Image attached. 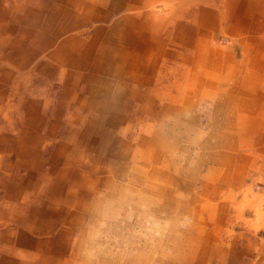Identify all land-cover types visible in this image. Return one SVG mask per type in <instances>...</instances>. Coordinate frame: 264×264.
Instances as JSON below:
<instances>
[{
  "label": "crops",
  "instance_id": "obj_1",
  "mask_svg": "<svg viewBox=\"0 0 264 264\" xmlns=\"http://www.w3.org/2000/svg\"><path fill=\"white\" fill-rule=\"evenodd\" d=\"M157 1L14 0L10 9L0 0V264H110L112 258L117 264H197L213 257L224 264L227 250L211 244L213 233L205 231L202 216L228 236L225 223L257 227V220L264 227L257 208L253 220L244 216L251 207L247 197L238 200L246 176L264 171V0H163L164 7L154 13ZM93 21L102 25L91 38H80L78 29ZM216 33L234 39L242 57L212 45ZM189 39L196 42L189 57L169 51L173 45L186 50ZM167 58L181 60L184 66L173 71L183 82L175 85L182 96H190L153 98L157 62ZM82 87L85 95L79 93ZM202 93L216 100L207 135L192 134L190 119L192 95ZM50 101L54 107L47 110ZM133 102L148 118L169 122V129L126 142L119 128L128 123ZM157 102L161 108L154 116ZM20 106L26 111L18 121L1 114ZM6 125L18 128L5 130ZM59 132L65 136L49 141ZM170 134L171 141H162ZM183 134L212 151L193 158L182 153L191 160L172 164L163 158L165 151L173 150L176 136ZM208 161L212 165L203 172ZM129 169L133 178L124 188L108 176H125ZM204 204L213 210L205 211ZM123 212L136 216L138 226L149 217L143 234L124 223L123 247L117 242V249L110 248L93 236L73 237L83 225L95 227L100 214ZM159 212L171 220L164 225L172 247L159 238V223L155 236L150 229ZM182 215L193 219L190 230L178 228ZM86 230L80 233L92 229ZM244 234L235 235L233 244L245 240ZM245 245L243 256L264 264V244Z\"/></svg>",
  "mask_w": 264,
  "mask_h": 264
},
{
  "label": "rangeland",
  "instance_id": "obj_2",
  "mask_svg": "<svg viewBox=\"0 0 264 264\" xmlns=\"http://www.w3.org/2000/svg\"><path fill=\"white\" fill-rule=\"evenodd\" d=\"M7 1V5L10 9L13 8V2L14 0H6ZM19 1H24V0H19ZM25 1H29V2H33V0H25ZM40 3H44L45 0H39ZM219 7L221 5V1H217ZM162 7H164V1L163 0H158L157 4L153 5V12L154 13H159L160 9H162ZM195 7V5H192V8ZM190 8V9H192ZM189 9V10H190ZM118 15L115 14L111 17V19L108 21L107 24L111 23L115 17H117ZM102 23L100 21H93L88 23L86 26H84L83 28H79L78 29V36L82 39H89L93 36V32L94 30H96V27L101 26ZM65 35H63L62 37H64ZM190 41H187L184 46L186 47V50H181V48H175L173 46H169L168 49L169 51L175 50L178 51L179 54H181L184 57H189L190 55H192L190 52L188 51V49H190L191 46H196V42H193L192 39H189ZM188 43V44H187ZM187 44V45H186ZM212 45L220 48V49H224V50H229L232 51L233 53H237L236 56L237 58H241L242 54L240 53L239 49H237V47H239V44H237V42L232 39L230 36L225 35L223 33H216L213 35V39H212ZM239 53V54H238ZM105 60H107V58L105 57ZM179 60V61H178ZM172 59V58H167V59H163V60H159L157 62L158 64V72H157V76L154 77V80L152 79V89L154 90V92L152 93L153 95H155L153 98H155V100H159V99H164L167 96L166 95H170L169 97H184V96H190L191 94H185L182 96L183 93H180L177 88L179 86V84L175 85V81L176 80H182L183 82V77L181 74H177V71H173V67L178 66L179 69H181L183 66L181 65V60L180 59ZM103 62V61H102ZM164 64V65H162ZM192 67V66H190ZM203 68V69H202ZM199 68L198 72L199 74L202 75V73H204V67ZM104 79L107 80L109 77H114L113 75H103ZM150 79V78H149ZM56 86L53 88V90H56L55 92H59L60 87L58 84H55ZM264 84H261V90H263ZM222 89H225L226 84H224L222 82L221 85ZM8 92L10 94L11 93V86H8ZM79 93H81L82 95H85V91L84 88H80L79 89ZM14 95V94H13ZM18 96V95H16ZM49 96L47 95V103L49 102ZM109 101V100H108ZM216 100L213 97H209V96H205L203 93L202 95H192V107H191V116L190 119L193 123V128H194V132L192 134L195 133V131H203L206 132L205 135H207L208 130L211 128L209 125V120H210V113L209 110H213V108L216 105ZM51 102V101H50ZM136 103L133 102L132 107L130 108V110H128V112L126 113V115L128 116V123L127 124H123L121 126L120 133L122 138L125 139L126 142H128L129 144L133 143V140H135V138L139 137V136H145V137H149L152 136V133L154 131L159 130L160 132H166V130L169 129V122H166L167 124H163L158 122V120L156 118H148L147 115L145 114H141L138 111H136ZM75 104H72V108L74 109ZM54 107V101H52L49 105H47V110H52ZM23 106H20L19 110H12V111H7L5 113H1L3 116H5L6 118L9 117V119H11L12 121H18L19 117L25 114L26 110H23ZM161 108V103L157 102V106L153 112L154 116H156L158 114V112L160 111ZM50 113V112H48ZM190 113V111L188 112ZM167 115L168 116H171ZM156 119V120H155ZM146 123H149L150 125L147 126ZM130 124V126H128ZM18 126H14L12 128L8 127L7 125L5 127H3V129L5 130H13V129H17ZM148 129H151L150 131H147ZM10 130V131H11ZM118 130V129H117ZM119 131V130H118ZM65 136L64 133L59 132L57 134V138H52L49 141H53V140H58L59 138H63ZM172 135L170 134L169 136L164 135V139L167 142L172 140ZM187 137L185 134L180 135V136H176V139L174 141V145H176L173 150H169V151H165L164 157L163 158H170L173 160L172 164H176V165H183L185 166L186 163H188L189 161H187V158L190 159L189 157L191 156L192 158L197 156V155H204V154H208L209 150L208 148L204 146L202 147H197V143L196 142H188L187 141ZM196 140V138L194 139V141ZM158 141H161L160 139H157V143ZM176 143V144H175ZM195 143V144H194ZM194 146V147H193ZM46 154H45V162L48 163L49 160V153L51 154V149H46ZM191 151V152H189ZM189 152V153H188ZM184 154H188L189 157H185L183 158ZM120 163L121 161H123L122 159H119ZM191 160V159H190ZM132 161H129L127 164H131L132 165ZM53 165H55V168L57 170V163H52ZM108 164V161L105 162V165ZM139 166L142 163H139ZM210 164V161L208 162H204V166H203V172L205 171V167L207 168ZM146 168V165H142L141 170H144ZM83 171H85L86 168H82ZM140 169V168H139ZM1 172H3V170H1ZM100 176H104L103 174H99ZM110 178H112L114 180V182L118 183L122 188H124L125 185H128L131 183V178H133V173L131 171V169L128 170V172L125 174H123V176L117 177V176H112V175H108ZM245 190L241 193H239L238 196V200L244 202L245 201V196L247 197V203L250 209L245 210L244 216H249L251 219L253 218V215L251 213H253L254 210H259V212L262 214L260 217H262L264 215V171L262 172H257L255 174L252 175H247L245 178ZM202 193H205L204 191H202ZM238 195V193H237ZM91 197V196H90ZM206 199H209V193L206 194ZM217 199H221V198H217ZM213 202H215V197L212 199ZM221 202V200H220ZM118 205V204H115ZM115 205H111V208H113V206ZM202 208L205 211L208 210H213V206L211 205H207L204 204L202 206ZM212 208V209H211ZM108 210V208H107ZM131 208L127 209V212H130ZM133 211V210H132ZM248 212H250V214H248ZM131 213V212H130ZM156 212L153 210L152 215H154ZM158 216L155 217L154 216V221L152 222V224H150V229L153 233V235L155 236L156 233L158 232V229L156 228V223H159V229L160 231L157 233L159 238L160 236H163V238L169 243V247H172V242L173 239H171V235H170V229L169 226H165L164 222L165 221H171L170 219H168L167 214H164L163 212H159L157 213ZM110 216V219H108V217ZM109 216H103V214L98 216V220L94 221V223H98L95 227L93 226H84L83 228H91L92 230H86L87 233L86 234H82L80 232H84L83 228H78V230H76V232L73 234V237L76 238V236H82L85 238V240L89 237V236H93L94 238H98L99 241L104 240L103 242L106 243L107 245H109L110 248L112 247H116L115 249L118 248V245H115L117 242L120 243V246L123 247L125 244H127L126 242L120 241L119 242V238L122 235H126V230H123L122 227L124 225V223L126 221H129L130 226L132 227V231L133 229H135V233L136 234H143L145 232H147V230H145L144 228L149 227L148 222H149V217H143L141 218L142 220V224L141 226H138L134 220V218L136 216H129V214H126L123 212L122 216H117L116 214H109ZM125 216H128L127 218H125ZM222 217V214H219V221ZM90 221H92L91 219H89ZM202 220H204L206 222V226L205 231L207 233H213L212 237H211V244L215 247L218 248L220 250H227V255H228V259L225 261L224 264H237V260L240 261L241 264H261L256 262L255 260H251V256H243V250L244 248H246L247 246L245 245L246 243L249 242H257L258 245L260 244H264V227H262L261 225H259L260 221L254 220L257 227H249V224L244 225L234 221L233 224L230 223V225L228 223L226 224V228H223L224 230L228 231V233L231 236H228L227 233H224L223 231H219L218 229L217 231L214 230V223L209 222L208 219L205 216H202ZM253 220V219H252ZM106 221V222H105ZM160 221V222H158ZM193 219L189 216H179L177 219V223H178V228H180V230L186 231V230H190L191 224H192ZM86 222V220H85ZM102 222V223H101ZM95 223V224H96ZM104 223V224H103ZM115 223V225H114ZM254 223V224H255ZM92 224V223H91ZM241 225V226H240ZM59 226V225H58ZM108 226V228H107ZM255 226V225H253ZM111 227V229H109ZM241 232L245 233L244 235L247 236L245 238V240L243 239V237H240L238 239L237 244H233L234 240L236 238L235 235L240 234ZM230 238V240H229ZM101 239V240H100ZM231 241V242H230ZM236 241V240H235ZM102 242V241H101ZM242 242V243H241ZM232 243V244H231ZM241 243V244H240ZM230 244V245H229ZM233 252H230V251ZM160 251V250H159ZM161 254H165V252L163 253H159V260L158 262L161 263V259L163 258V255ZM260 254V253H259ZM230 256V257H229ZM264 256V254L262 255ZM233 257V258H232ZM235 257V258H234ZM114 260H116V258H114ZM113 258L110 261V264H117L116 262H114ZM179 262H177L175 260V262H173L172 264H178ZM187 264V263H186ZM197 264H223V262L219 261L216 257L210 258L208 260H206L204 263H200L198 262Z\"/></svg>",
  "mask_w": 264,
  "mask_h": 264
},
{
  "label": "bare ground",
  "instance_id": "obj_3",
  "mask_svg": "<svg viewBox=\"0 0 264 264\" xmlns=\"http://www.w3.org/2000/svg\"><path fill=\"white\" fill-rule=\"evenodd\" d=\"M106 24V23H105ZM85 55V54H84ZM230 73V72H229ZM231 77V76H230ZM76 175V174H75Z\"/></svg>",
  "mask_w": 264,
  "mask_h": 264
}]
</instances>
